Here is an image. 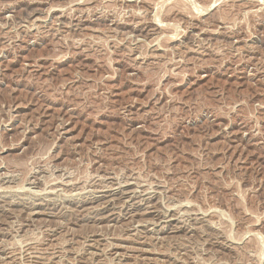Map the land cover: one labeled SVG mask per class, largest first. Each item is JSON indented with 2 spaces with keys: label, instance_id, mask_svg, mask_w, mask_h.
<instances>
[{
  "label": "rangeland",
  "instance_id": "obj_1",
  "mask_svg": "<svg viewBox=\"0 0 264 264\" xmlns=\"http://www.w3.org/2000/svg\"><path fill=\"white\" fill-rule=\"evenodd\" d=\"M0 264H264V0H0Z\"/></svg>",
  "mask_w": 264,
  "mask_h": 264
}]
</instances>
